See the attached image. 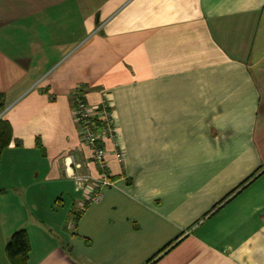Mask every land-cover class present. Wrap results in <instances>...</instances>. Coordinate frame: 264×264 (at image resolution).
I'll return each instance as SVG.
<instances>
[{
	"label": "crops",
	"instance_id": "crops-1",
	"mask_svg": "<svg viewBox=\"0 0 264 264\" xmlns=\"http://www.w3.org/2000/svg\"><path fill=\"white\" fill-rule=\"evenodd\" d=\"M0 93V264L18 230L27 264H264V0H0ZM76 93L118 141L83 208Z\"/></svg>",
	"mask_w": 264,
	"mask_h": 264
},
{
	"label": "built area",
	"instance_id": "built-area-1",
	"mask_svg": "<svg viewBox=\"0 0 264 264\" xmlns=\"http://www.w3.org/2000/svg\"><path fill=\"white\" fill-rule=\"evenodd\" d=\"M72 117L77 125V133L80 144L86 147L90 152V160L98 172L97 177H92L88 169L83 176L70 174L74 181H89L85 187L84 203H96L102 197V190L111 186L107 173V150L105 142H111L113 147L118 146L117 128L114 125L111 111L107 103L102 106L88 105L80 93L73 96ZM119 154H117V157ZM70 163L67 164L66 170H70L75 165L74 160L70 157ZM73 224L71 223L70 227Z\"/></svg>",
	"mask_w": 264,
	"mask_h": 264
},
{
	"label": "trees",
	"instance_id": "trees-1",
	"mask_svg": "<svg viewBox=\"0 0 264 264\" xmlns=\"http://www.w3.org/2000/svg\"><path fill=\"white\" fill-rule=\"evenodd\" d=\"M3 110V94L0 93V113ZM11 139V127L6 120H3L0 117V156L2 151L8 146ZM160 252L150 259L148 263L154 262V259L160 254ZM28 253L29 240L26 232L24 230H18L14 232L8 239V242L5 246V255L9 264H27Z\"/></svg>",
	"mask_w": 264,
	"mask_h": 264
}]
</instances>
